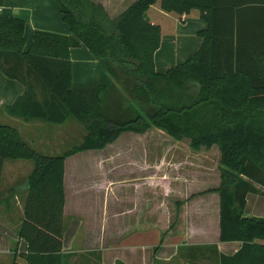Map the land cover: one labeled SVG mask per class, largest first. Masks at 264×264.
Wrapping results in <instances>:
<instances>
[{
	"label": "trees",
	"instance_id": "16d2710c",
	"mask_svg": "<svg viewBox=\"0 0 264 264\" xmlns=\"http://www.w3.org/2000/svg\"><path fill=\"white\" fill-rule=\"evenodd\" d=\"M57 1L70 34L36 29L29 48L25 20L0 14V69L25 86L6 112L53 124L74 117L84 132L60 153L61 139H44L41 152L0 121V186L7 159L35 162L19 229L28 251L13 264H63L67 157L152 127L189 139L194 150L219 148L221 181L210 190L220 194V239L243 243L219 264H264V217L244 214L248 193L264 194L255 184L264 186V0H160L180 17L198 9L208 23L200 48L165 72L155 65L161 26L145 17L158 0H137L116 18L92 0ZM82 45L106 72L75 83L70 54Z\"/></svg>",
	"mask_w": 264,
	"mask_h": 264
},
{
	"label": "crops",
	"instance_id": "0c3cea01",
	"mask_svg": "<svg viewBox=\"0 0 264 264\" xmlns=\"http://www.w3.org/2000/svg\"><path fill=\"white\" fill-rule=\"evenodd\" d=\"M92 1L101 3L108 15L111 18H116L137 0ZM0 14L17 16L24 19L25 22L29 20L32 28L35 29L70 34V28L65 25L66 23L62 19L60 5L57 0H0ZM145 17L148 21L159 24L162 29L160 47L155 53L156 69L159 56L161 63H165L169 68L190 58L203 42V37L200 36L199 32L208 28V23L200 16L198 9H193L189 14L180 17L175 12L163 10L160 0L146 11ZM76 49L79 50L74 53ZM80 54L87 58H96L83 45L72 48L70 58L72 61L73 82H82L98 72H104L102 70L104 67L103 62L101 61L102 67L99 65L101 62L97 58L95 59L97 64L95 68L89 69L80 64L76 65V67L74 57H80ZM175 61L177 63L173 64ZM76 74L79 77L78 80L75 79ZM24 89L25 86L21 81L8 78L0 69V110H4L0 120L16 125L26 135H29V130H34L35 128L37 131L45 127L46 125L43 123L46 121L37 119L24 121L8 113L5 114L6 105L13 103L24 92ZM145 135V133L139 134L140 137ZM92 150L96 149L78 152L65 159L63 264L75 260L80 256L78 254H86L87 252H93L90 255L96 261L86 260L87 263L85 264H88L89 261L92 264L97 262L100 264H117L119 261L126 264L120 259L113 262L115 258L112 259L108 252L112 249L114 256L128 262L126 256H122L119 253V248L122 247L121 244L127 236H132L137 242L136 246L128 248H139L132 261L140 258L144 264H180V262L184 264H219V256L221 254L231 256L241 249L243 245L241 241H222L220 239V194L217 191L206 192V190L217 188L221 178L218 183H213L212 185L207 183L202 186L203 188L195 185L198 179H190L186 183L184 192L179 197H173L174 200L168 198L154 200L150 196L141 205L139 202L140 198H136L130 203L117 198L113 200L112 209L109 208L110 204L104 200L102 218L108 220L113 217L114 225L107 226L105 223L98 226V229L102 230L99 241L101 239L102 241L97 248L83 246L81 241L82 231L90 233L95 228L97 230V227L92 224L93 220L89 218L87 213H83L78 208V203L76 202V198H79L88 188V177H85L83 182L82 173L73 171L70 174L67 170V164L77 155ZM194 151L199 152V150ZM121 155V153H118V158ZM219 156L221 157L220 150ZM112 157L117 158L115 155H112ZM120 159L118 162H121ZM29 160L32 159H7L4 163L0 186V198L4 200L0 204V264L25 263V259L21 258L19 253H27L28 242L20 236L19 229L24 220L26 199L29 193L30 183L28 177L35 166L34 160H32L34 166ZM135 160L138 159L135 158ZM140 162L142 163V161ZM101 163H106V160H102ZM145 164L149 165V161ZM119 166L122 165L114 163V167ZM7 167L12 170V177L4 180ZM207 168H210V166H207ZM137 178L138 176L134 177V181L138 180ZM139 179H145L151 184L153 183L151 175L144 178L141 176ZM95 182L91 184V189H103V182L100 189L94 184ZM110 182L112 186L115 184L113 178ZM255 184L264 192V186ZM206 185L208 187H205ZM69 190H73L72 197H70ZM109 214H112L111 217H109ZM244 214L246 216L264 217L263 193H248ZM83 237L85 238L86 236ZM107 237H113L112 241L105 242ZM158 241L160 244L155 248ZM154 248L155 251L159 249L158 258H152L150 254ZM95 253H97L98 258Z\"/></svg>",
	"mask_w": 264,
	"mask_h": 264
},
{
	"label": "rangeland",
	"instance_id": "374dc122",
	"mask_svg": "<svg viewBox=\"0 0 264 264\" xmlns=\"http://www.w3.org/2000/svg\"><path fill=\"white\" fill-rule=\"evenodd\" d=\"M65 25L68 26V24ZM35 30V28H32L29 20H27L25 29L26 48L31 46ZM78 50L79 49H76L74 53H77ZM79 56L80 57H74L75 66L80 64L81 66H86L91 69L95 68L97 65L95 61L96 58H87L84 57L83 54H80ZM97 59L98 61L103 62L104 67L102 66V62L99 65L102 66V70L106 72L104 59ZM160 60L159 56L156 70L158 72H165L169 67L166 66L165 63H161ZM175 63L177 62L175 61L173 64ZM78 78L79 77L76 74L75 79L78 80ZM42 89L37 83V90L40 96L44 94ZM2 113H4V110H0V118ZM5 114H7V112H5ZM43 124L46 126L42 127V129L37 131L35 128L34 130L31 129L28 131L29 135H25L27 139L29 138L28 140L32 141V146L41 152H47L40 147V143L44 139L57 141L61 139L62 141L60 144L62 147L58 152H56L60 153L62 152L61 150H65L79 144L84 134L74 117H69V120L64 124H53L50 122H44ZM47 127L48 129H46ZM78 132L80 133L79 135H77ZM145 134V136L140 137L139 134L134 132H124L115 142L107 145L106 148L85 152L77 155L68 162L67 170L70 174L73 171L80 172V174L82 173L81 178L83 182L84 178L88 177V188L82 194L80 193L81 196L76 198V202L78 203V208L83 213H87L89 218L93 220V222L91 221L92 224L97 227V230L95 228V230H92L90 233L82 231V235L86 236L85 238L82 236L81 239L83 246L97 248L102 241V239L99 241V236L102 233V230H99L98 226L105 223L107 226L114 225L112 219L113 217L108 220H104L102 218L104 200L106 203L110 204V209L113 208V200H116L117 198L125 200L127 203H130V201L132 202L136 198H140L141 200L139 202L142 205L145 200L149 199L150 196L153 197L154 200H162L163 198L173 199V197H179V195L184 192L186 183H188L190 179H198V182L195 185H199L201 187L207 183L209 185L218 183L220 180L221 157L219 156V148L217 146H214L209 150L202 148L199 152H195L190 147L189 140L187 138L176 140L169 136L165 131L154 127L148 130ZM42 148L46 147L43 146ZM117 152L122 154L119 158ZM112 155H115L117 158H111ZM135 158L138 160H135ZM100 159L103 161L106 160V163H101L102 160L100 161ZM119 159L121 162H118ZM145 160L149 161V165H151L149 166L145 164L147 162H144ZM29 161L33 163L32 160ZM140 161H142L143 164ZM114 163H118V165L122 166L114 167ZM207 166H210V168H207ZM150 175L153 181L152 184L148 180L139 179L141 176L144 178ZM137 176L138 180L134 181L133 178ZM10 177H12V170L7 167L4 174V180H8ZM112 178L115 183H113V186L110 182ZM93 182H95L94 184L97 185L98 189H100L103 182V189H91L90 186ZM205 187L208 186L206 185ZM72 191L69 190L70 197L73 195ZM208 191L212 190H206V192ZM111 215L112 214H109V217H111ZM112 238L113 237H107L105 242L112 241ZM122 244V247L119 248V253L122 256H126L128 262L114 256V252L111 249L108 253L111 255L112 259L115 258L113 262L120 259L126 264H144L140 258L139 260L132 261L135 253L139 251V248H128L137 245L136 240L132 236L125 237ZM159 244L160 242L158 241L155 248ZM155 248L150 252L152 258L159 257V249L155 251ZM91 253L93 252L78 254L80 256H78L75 260H71V262H68L67 264H85L87 263L86 260H92L95 262L96 259L91 257ZM95 256L97 257V253H95ZM90 262L91 261H89L88 264H92ZM96 264L100 263L97 262ZM180 264L184 263L180 262Z\"/></svg>",
	"mask_w": 264,
	"mask_h": 264
}]
</instances>
